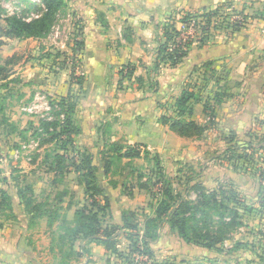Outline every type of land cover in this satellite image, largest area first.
<instances>
[{
	"label": "crops",
	"instance_id": "1",
	"mask_svg": "<svg viewBox=\"0 0 264 264\" xmlns=\"http://www.w3.org/2000/svg\"><path fill=\"white\" fill-rule=\"evenodd\" d=\"M218 6H224L228 11L243 13L247 24L233 34L223 30L214 31L205 44L194 42L188 55L177 67H161L156 76L158 88L153 90L151 82L155 78L151 75V69L162 39L161 29L168 18H174L176 27L179 28L182 12H202ZM63 7L69 11L72 20L75 19V22L72 21L73 30L82 41V47L77 52L81 59L80 73L84 75V82L82 85L76 83L78 88H73L74 84L65 89L60 86L59 89L64 90L61 93H58L60 90L55 88L53 91L51 88L55 93H47L46 96L58 102L57 100L70 92L76 94L74 120L80 128V133L74 136L77 150L94 155L107 143L126 146L139 143L160 155L165 174H168L165 166L167 156L178 162L180 167L185 165L197 171V165L190 160L191 150L188 143L200 137L180 136L169 125L160 121L163 115L177 117L176 100L182 96L186 86L191 84L193 88L202 87V97L200 101L193 103L192 115L186 116V119L207 126L202 138L215 134L225 139L226 145L221 149L217 160L227 167L238 169L232 162L228 163L219 157H222V153L230 145L229 134L242 142L250 141L254 134L263 132L261 122L264 121V0H64ZM4 19L5 17L0 18V23H5ZM77 26L79 30H76ZM8 40L11 42L15 39L7 38L3 47L12 46L13 43L10 44ZM14 54L15 51L4 55V58ZM206 63H210L209 68L204 66ZM127 64L135 67V76L141 78L143 84L134 79L121 81L119 71ZM16 66H9L13 67L14 73ZM75 74L77 75V72ZM31 83L28 81L29 86ZM196 84L198 86H195ZM40 85H47V82ZM218 93L221 101L216 103L215 97ZM206 105L211 107L213 112L211 123V115L206 110ZM43 120L49 121V118L45 117ZM12 135L3 133L1 137L0 134V154L3 155V162L7 167ZM122 160L131 162L143 159ZM24 163V169L35 168V164L29 161ZM94 163L97 164L96 161ZM179 168L176 174H179ZM26 172L27 170L24 171ZM10 174L9 169L8 177ZM30 175L31 173L26 175V182L33 186L36 201L55 202L58 204L60 218L67 217L66 219L74 224L75 212L87 203V196L85 185L73 168L66 172L57 185L53 184V180H50L49 184L47 177L45 187L50 185L54 191L67 192L59 203L55 197H49L48 193L42 200L40 194L44 193L45 189L37 187L39 183H44L45 177L36 179V175ZM103 176L105 180L101 182L108 189V181L111 178L104 173ZM7 186L0 185V189L9 188ZM9 189L13 196V208L7 211L10 214L8 218L0 219V264H40L39 252L48 246L50 251H56L52 236L54 232L58 234L60 231L58 235L61 237L64 232L60 226H56L57 224L50 226L47 215L38 218L34 223L29 222L30 215L18 198L16 190L12 187ZM119 189V193H113L112 197L111 192L108 193L111 205L105 217L106 223L122 224L124 211H136L138 207L146 208L149 202L129 207L120 201L115 210L113 201H117L121 196L123 200L129 198L122 192L121 185ZM135 194L134 192V196ZM114 212H117V215ZM165 234L177 235L186 247L190 245L166 224L160 230L158 239L151 243L154 258L159 263L173 257L162 255L163 246H169V241L163 242ZM72 244L75 252L81 251L82 256L74 254L70 257L71 261H67L68 264L117 262L116 257L100 242L79 237L74 243L72 241ZM128 246L129 241L121 237L118 249L126 251ZM172 248L173 246H169L166 250L173 252ZM53 262H63L60 255L56 256V252Z\"/></svg>",
	"mask_w": 264,
	"mask_h": 264
},
{
	"label": "trees",
	"instance_id": "2",
	"mask_svg": "<svg viewBox=\"0 0 264 264\" xmlns=\"http://www.w3.org/2000/svg\"><path fill=\"white\" fill-rule=\"evenodd\" d=\"M45 6L43 12L32 18H26L19 15L7 16L5 25L0 23V46L5 44V38H42L44 30L48 22L51 21V17L57 14V10L63 7L64 0H41L33 2L34 6ZM232 12H238L235 10H226L224 6H218L214 9L199 11H184L180 15V21L187 23L191 19H202L204 22L201 25V29L205 34L198 40L200 45L209 41L212 32L223 30L228 34H233L236 31L242 29L244 25L237 22H230L229 18ZM241 13V12H240ZM1 18V16H0ZM162 39L160 40L156 58L152 65L151 75L153 78L151 82V88L156 90L158 88V81L156 76L158 75L163 65H169L171 67H177L182 60L188 55L190 47L195 41L188 40L186 43H178L176 41L177 36L180 34L176 27V22L171 16L168 18L162 29ZM77 45L82 46V41L75 40ZM81 49V48H80ZM77 51V49H76ZM17 54L7 57L2 60L0 56V74H2L1 80L11 83L12 80L8 78L14 73L13 67L19 62ZM205 67H210V63L204 64ZM206 73V72H205ZM120 78L124 80H136L140 84H143V80L135 76V67L131 64L123 66L120 71ZM73 81H76L79 85L84 82V75L77 76L75 71L71 74ZM7 84H3L1 88H7ZM195 86H198L196 84ZM188 84L183 91L180 98L176 100L177 117L163 115L160 121L163 124L169 125V127L177 132L180 136L184 137H201L207 129V126H201L192 119H186V116L192 115L193 103L201 100L202 87L196 88ZM5 97L0 95V127L3 128L4 134L8 136L15 134L13 130H16V125L9 120V117L4 114L6 106L3 102ZM216 103L221 101L220 94H216ZM58 105L61 108V112L57 115L63 118L47 121L41 120L40 129L46 132L50 137L47 141L51 143L55 142V147L50 150L52 153H47V161H45L48 167L47 171L54 174L65 175L70 168L79 175L80 181L85 185V192L87 196V203L80 209L76 210V219L73 225H69L66 218H63L61 227L64 234L61 238L66 239L70 252L74 255L82 256V252L76 251L73 248L72 241L79 238H86L90 241L100 242L105 245L106 249L110 251L117 259V262L113 264H137L133 258L134 253L147 254L151 260L146 264H167V262H157L154 259L153 249L151 243L158 239L160 236V230L166 224H169L171 228L177 232L179 237L188 244H195L206 248H215L221 241V236L225 232L226 227L240 226L242 225L241 219L242 213L241 207H244L245 199L240 195L238 190L232 184H219L216 187H209L203 181V175L190 176L186 181V190H193L197 195V202L191 203L190 200L184 196L181 191L176 190L174 180L168 178L164 172V166L162 159L158 153L151 152L143 144L134 145H122L120 143H110L105 145L103 150L99 153L108 152L109 157L102 155L104 159L103 173L108 175L111 171L112 157L122 159H144L148 162L153 161L152 171L155 175V185L158 186L155 196L157 197L156 203H149L150 212H143L144 226L140 228L139 220L137 219L138 210L136 211H124L122 213V224H109L105 222L107 211L110 209L111 197L108 195V189L102 184L98 172L99 167L94 163V156L83 152L79 161L72 160L71 163L67 162V159L63 154L59 153V150L63 152L75 151L74 136L80 133V128L74 120V112L76 109V94L68 93L58 101ZM209 115H211L209 122H213V112L211 107L206 105ZM263 127L262 140L254 142V139L260 137V134H254L250 141H237L234 137H230V145L222 153V157L228 163L232 162L234 167L240 168L243 164H239L238 161H246L252 164L256 172H259L261 184L264 183V167L260 166V163L264 161V121L261 122ZM10 128V130H9ZM12 129V130H11ZM36 130L35 133H38ZM23 134V132H21ZM41 134V133H40ZM38 134V135H40ZM26 137V136H25ZM260 153V154H259ZM263 157H262V155ZM259 154V156H257ZM261 155V156H260ZM0 158L3 155L0 154ZM35 163V160H33ZM249 167V166H247ZM191 174L196 173L193 167H190ZM181 170V169H180ZM179 170V171H180ZM245 170H247L245 168ZM10 177L5 175L3 177V184L8 185L9 188H14L20 201L25 205L28 211L32 223L38 218L47 215L49 218L50 226H53L55 221L59 219L58 207L49 208L48 202H38L34 198V189L31 184L21 185L20 177L14 175L16 170H10ZM185 176V174H184ZM61 180H53V184ZM181 182V181H180ZM143 182H140V188L143 189ZM112 186H116L117 182H113ZM7 186V187H8ZM9 188L0 189V206H6V210L13 208V196ZM115 188V187H113ZM67 192H59L55 197L58 203L62 201L63 196ZM236 202L238 205L237 210L228 209L230 202L226 204V201ZM263 210L260 213L264 214ZM224 209V212L220 213V219L217 221L213 219L209 212V207L218 205ZM209 206V207H208ZM226 209L233 217L230 222H226ZM245 209V208H243ZM2 211V208H1ZM4 211V210H3ZM208 216V219L206 217ZM142 224V225H143ZM1 225V223H0ZM228 225V226H226ZM74 226V227H72ZM125 237L129 241V246L126 251H120L118 249L119 239ZM64 251V250H62ZM68 254V253H67ZM154 259V260H153ZM67 264V263H66ZM109 264H112L109 262Z\"/></svg>",
	"mask_w": 264,
	"mask_h": 264
},
{
	"label": "rangeland",
	"instance_id": "3",
	"mask_svg": "<svg viewBox=\"0 0 264 264\" xmlns=\"http://www.w3.org/2000/svg\"><path fill=\"white\" fill-rule=\"evenodd\" d=\"M40 1L41 0H0V16L2 19L12 15L34 18L38 13L40 14L41 11L43 12V10H45L43 4H41L40 7L32 5L33 2L39 3ZM72 21L69 11L62 7L57 10V14L54 17H51V21L46 25L44 30L45 33L42 38H14L15 40L11 42L8 40L10 44L13 43L12 46H0V56L2 60L6 59L4 58V55L10 54L13 51H15L18 58H20L15 67L16 72L8 79L12 80L11 83L8 82L7 84V81L0 80V95L5 97V114L10 117L9 120L17 127L16 130H13L15 134L10 137L9 141L11 147L8 156L9 168L3 162V158H0V185H4L3 177L5 175L8 176L9 169H17L13 174L15 176H21L19 178L21 185L28 184L26 175H29L30 173V176L36 175V179H40L39 177H45V179L43 178L44 183H39V187H37L45 189V192L40 194L42 200L45 199L47 193L49 194L48 196H51L52 198L56 197L59 192L54 191L50 185L45 187L47 185V177L49 178V184L50 180H61L65 177V175L63 176L61 174H47L48 167L46 166L45 161L49 158L46 157V154L51 153L50 150L55 147V142L51 143L50 141H47V138L50 136L40 129V125L41 120L45 117L49 118L50 121L63 118L62 116L57 115V113L61 112L58 102L52 101V98L49 99L46 96L47 93L53 94L55 93L53 92L55 88L60 90L59 87L61 86L65 89L67 86L69 88L72 84L75 85L73 88H78L76 86V81H73L71 74L72 71L76 72L81 70V59L78 56L77 51H79L82 46L80 47V45L75 43V40L81 41V39L77 38L78 34L73 30V22H75V19L73 22ZM1 23L5 24L4 22ZM76 30H79L78 26ZM4 40L5 42L7 41L6 38ZM2 76L3 75L0 74V79ZM77 76H82V73ZM28 81L32 82L30 86L28 85ZM46 82L47 85H50L51 87L40 85L41 83ZM25 83L27 85H24ZM3 84H7V88H1ZM51 88H53V91H51ZM62 91L64 90H60L58 93H61ZM36 130H39L38 133H35ZM21 132H23V134ZM3 133L4 130L0 127L1 137L3 136ZM229 136L232 137L231 134H229ZM262 139V132L260 131V137L254 139V142L259 143ZM109 144L110 143H107V145ZM225 145V139L220 137V135L215 136V134L205 138L200 137L198 140H190L188 143L191 150L190 160L197 165L195 167L197 170L196 173L190 175L191 168L189 166L183 165L180 167L178 162H175V160H172L170 159L171 157L167 156V164H165V166L168 174H166V176L171 177L174 180L173 182L176 190L181 191L184 196L186 195L185 197L187 200H190L191 203L197 202V195L193 190H186L185 181L190 176L203 175V181L209 187H216L220 183L228 185L233 184L238 189L240 195L245 199L244 207H241L240 209L242 213V218H240L242 225L231 226L229 228L226 227L225 232H223L221 236V241H219L215 248L210 249L195 244H190L186 247L177 235L165 234L163 242L166 243L169 241V246H173V252L166 250L169 247L166 245L163 246L164 250L162 255L165 257H173L171 259H165L167 261H163V263L264 264V214L260 213V211L262 212L263 210L261 202L264 203V183L261 184L259 172H256L252 164H249L246 161H238L239 164H243V166L238 169L230 168L219 163L217 156L222 152L221 149H223ZM102 150V148L97 150L93 155L94 161H96L99 167L98 175L101 177V181H103V179L105 180L103 176V167L105 165L103 157L106 156L108 158L110 156L105 150L104 152L99 153ZM59 153L65 156L68 163H71L72 160L79 161L81 159L80 155L83 154L80 150L68 152L59 150ZM259 154H257V156H259ZM102 155L104 156L102 157ZM33 160H35V163ZM110 160L111 171L108 175L112 181H108L110 184L108 193L111 192V197L113 193H119L121 185L122 192L129 196V198H126L125 200H123L121 196L117 201H113V207L115 210L116 206L120 204V201H122L125 206L129 207H137L140 204L147 203V201H149L148 204L156 203L157 197L155 194L158 186L154 183L156 178L152 171L153 161L148 162L143 159L141 161L127 162L113 157ZM26 161L35 164V168L24 169L23 163ZM259 163L260 166L264 167V161L263 163ZM178 168L181 170L179 174H176ZM245 168L247 170H245ZM25 170H27L26 173H24ZM46 174L48 176H46ZM70 177L72 178V175H70ZM114 181L117 182L116 186H112ZM60 182L61 181L57 182L56 185ZM140 182H143V189L140 188ZM108 183H106L107 187ZM134 192L136 193L135 196ZM67 200H69V198H67ZM229 202L230 207L228 209L233 210L231 208L233 207L234 210H237L238 205L235 204L236 202L229 200L226 201V204ZM47 204L50 205L49 208L53 206L55 208L58 207V204L55 202H49ZM148 204L146 208L138 207L137 209L139 214L137 219L142 224L145 219L142 216L143 212L147 211L146 213H149L151 210ZM220 205L221 204H218L217 206L213 205L212 207L208 206L210 208L209 212L211 216L216 221L222 217L218 214L217 210L219 209L220 213L224 212V209ZM5 209L6 206H0V219H5L10 216L7 212L8 210L5 211ZM228 209L225 211L226 222H230V219L233 217L232 214H229L228 211L230 210ZM237 211L239 212V210ZM114 214L117 215V212H114ZM116 215L115 217H117ZM206 219H208V216ZM28 220L32 223L31 218ZM62 220L63 218L59 217L54 224L62 227ZM70 224L73 225V222L69 223V225ZM142 224L139 226H144V224ZM58 234H60V231ZM58 234L54 232V236H52L54 240L53 246L56 251H50L49 246L42 249L39 252L40 264H55L53 262L55 252L56 256L60 255L62 257V264L71 261L70 257H72L73 254L70 252L68 245H66V239L61 238ZM136 254L147 256V260L142 259V262L133 254V258L137 264L151 262L147 254L139 252Z\"/></svg>",
	"mask_w": 264,
	"mask_h": 264
},
{
	"label": "built area",
	"instance_id": "4",
	"mask_svg": "<svg viewBox=\"0 0 264 264\" xmlns=\"http://www.w3.org/2000/svg\"><path fill=\"white\" fill-rule=\"evenodd\" d=\"M229 21L232 22V23L237 22V23L242 24L244 26L248 22L246 16L243 13H240V12H232L231 16L229 18ZM180 23H181L180 27L177 28L178 31L180 32V34L176 38V41L178 43L179 42L180 43L181 42L182 43H186L188 40H193V41H197L198 42V40L200 38H202L203 36H205V34H206L201 29V25L204 22L200 18L199 19H196V18L191 19L187 23L180 21ZM76 72H77V75L80 74V70H78ZM49 108H50V106H49ZM134 256L137 257L138 260H141V261H142V259L147 260V256L138 255L136 253H134Z\"/></svg>",
	"mask_w": 264,
	"mask_h": 264
}]
</instances>
